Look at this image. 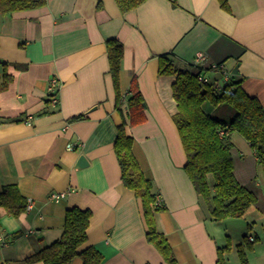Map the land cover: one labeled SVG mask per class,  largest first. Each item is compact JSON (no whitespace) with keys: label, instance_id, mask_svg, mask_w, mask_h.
<instances>
[{"label":"crops","instance_id":"obj_1","mask_svg":"<svg viewBox=\"0 0 264 264\" xmlns=\"http://www.w3.org/2000/svg\"><path fill=\"white\" fill-rule=\"evenodd\" d=\"M109 39L124 51L121 112L108 73ZM198 53L205 56L203 76L219 80L220 73L207 68L221 64L264 107V0H146L125 14L115 0H47L38 9L0 16V77L4 71L11 76L0 90V192L14 184L30 202L17 218L0 208V264H27L61 236L65 211L73 207L92 214L78 252L93 247L102 264H164L146 240L141 201L122 185L113 151L133 80L145 121L126 131L163 208L158 228L179 264H218L224 248L218 222L184 172L172 120L173 77L159 74L161 56L176 70L195 72ZM51 78L60 82L56 107L46 96ZM75 116L82 118L70 121ZM232 144L236 176L258 195L249 209L264 212L254 153L247 142V153ZM80 156L86 165L77 167ZM54 193L65 198L54 202ZM81 262L76 256L69 264Z\"/></svg>","mask_w":264,"mask_h":264},{"label":"trees","instance_id":"obj_2","mask_svg":"<svg viewBox=\"0 0 264 264\" xmlns=\"http://www.w3.org/2000/svg\"><path fill=\"white\" fill-rule=\"evenodd\" d=\"M47 0H0V16L15 12L38 9ZM122 14L128 13L146 0H115ZM108 60V73L116 95V110L121 112L119 90L122 69L123 46L116 39L105 42ZM159 74L173 77L171 84L175 102L172 120L176 126L186 163L184 172L192 183L198 197L206 204L210 218L219 222L228 218H241L249 208L255 206L258 195L250 188L242 186L234 175L232 157V133L239 134L252 149L256 162L264 176V107L255 97L247 95L241 87V81L230 78L229 84L218 90L212 82L198 81L205 69L192 65L194 71L176 70L166 56L160 58ZM221 65V64H217ZM207 70H210L207 68ZM11 83V76L5 71L0 77V90ZM131 97L127 99L128 118L116 129L113 151L116 157L122 185L131 190L141 201L145 237L159 253L164 264H179L165 235L158 228L157 214L163 209L157 204L152 182L146 179L132 152L133 139L126 131L127 126L138 125L145 121L144 100L135 81H132ZM216 107H229L233 118L223 121L206 113L204 103ZM75 116L70 121L81 119ZM0 208L14 218L26 211V199L16 185H5L0 192ZM92 214L89 210L76 207L67 209L61 236L26 259L27 264H69L78 256L81 264H102V254L93 247L81 252L78 248L87 240V230ZM252 236L244 235L245 245H238L237 255L240 264H248L245 249L252 248L255 242ZM228 247L218 249V264H224L223 253Z\"/></svg>","mask_w":264,"mask_h":264},{"label":"rangeland","instance_id":"obj_3","mask_svg":"<svg viewBox=\"0 0 264 264\" xmlns=\"http://www.w3.org/2000/svg\"><path fill=\"white\" fill-rule=\"evenodd\" d=\"M205 112H211L213 117H218L223 121L229 122L233 118V111L229 107H216L214 108L209 103H204L202 106ZM231 142L234 143L241 151H247L249 148L244 145L246 141L237 133L231 134ZM247 153V152H246ZM234 175L237 181L242 185L234 167ZM260 184L262 194L264 193V176L261 168H258L257 177L255 180ZM251 188L249 186H245ZM217 229V237L219 245L222 247H228L224 250L223 260L224 264H240L237 247L238 245H245L243 239L244 235L252 236L256 238L252 244V248L245 249L248 264H264V212L260 210L249 209L246 214L241 218H228L219 221L214 225Z\"/></svg>","mask_w":264,"mask_h":264},{"label":"built area","instance_id":"obj_4","mask_svg":"<svg viewBox=\"0 0 264 264\" xmlns=\"http://www.w3.org/2000/svg\"><path fill=\"white\" fill-rule=\"evenodd\" d=\"M205 62V56L201 53L196 54L193 65L197 67L203 66ZM209 69L215 72H219L221 75V78L219 80L210 81L208 78H206L203 75H199L198 81L202 83H209L212 82L215 88L218 90L222 89L224 86L229 84L230 78L224 71V68L222 65L217 64H211L209 66ZM60 89V82L56 78H51L47 89H46V96L48 98V102L52 107H56L58 105V92ZM74 147L72 145H67V150L72 151ZM65 198V193H54L51 195V200L54 202H59L60 200ZM157 204H160V202L157 200ZM27 208H30V202L27 203ZM26 208V209H27ZM250 241H253V237L249 238Z\"/></svg>","mask_w":264,"mask_h":264},{"label":"water","instance_id":"obj_5","mask_svg":"<svg viewBox=\"0 0 264 264\" xmlns=\"http://www.w3.org/2000/svg\"><path fill=\"white\" fill-rule=\"evenodd\" d=\"M82 165H86V162L84 160V157L83 156H80L79 157V160H78V163H77V167H82Z\"/></svg>","mask_w":264,"mask_h":264}]
</instances>
